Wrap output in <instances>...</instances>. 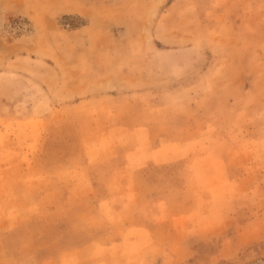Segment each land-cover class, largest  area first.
I'll use <instances>...</instances> for the list:
<instances>
[{
    "label": "rangeland",
    "instance_id": "374dc122",
    "mask_svg": "<svg viewBox=\"0 0 264 264\" xmlns=\"http://www.w3.org/2000/svg\"><path fill=\"white\" fill-rule=\"evenodd\" d=\"M0 264H264V0H0Z\"/></svg>",
    "mask_w": 264,
    "mask_h": 264
}]
</instances>
